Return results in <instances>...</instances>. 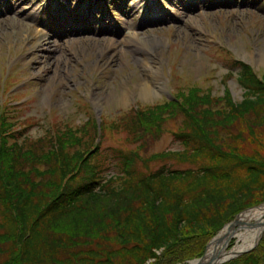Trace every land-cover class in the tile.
<instances>
[{
    "label": "rangeland",
    "instance_id": "1",
    "mask_svg": "<svg viewBox=\"0 0 264 264\" xmlns=\"http://www.w3.org/2000/svg\"><path fill=\"white\" fill-rule=\"evenodd\" d=\"M89 1L0 0V112L3 109L12 125L7 133L26 127L18 136L25 148L43 142L38 148L46 149L48 136L55 138L66 128H81L88 121L80 130L81 142H71L70 152L82 142H92L91 146L83 145L91 153L83 154L81 160L99 167L102 177H118L121 165L115 148H137L143 158L183 149L173 135L181 127L179 115L152 130L145 127L146 131L128 134L132 127L129 120L136 110L177 99V93L193 87L208 96L206 102L194 103L195 111L227 110L225 94L226 104L236 108L243 90L231 61L246 63L263 78L264 5H259V0H106L98 6L96 25L85 31ZM70 20L83 31L63 30V21ZM144 84L149 94L140 91ZM211 100L214 102L207 103ZM251 116L221 120L219 140L234 135L238 139L234 144L242 151L264 156V126ZM25 120L28 127L21 125ZM143 134L145 138L136 143L129 140ZM159 166L153 161L147 169ZM138 168L146 170L141 162ZM80 170L88 173L87 167ZM261 197L254 195L249 200ZM242 203L231 201L227 214ZM107 205L100 202L78 217L74 234H82L90 224L104 227L105 223H97L102 217L98 210ZM155 253L159 255L160 250ZM201 257H187L178 264Z\"/></svg>",
    "mask_w": 264,
    "mask_h": 264
},
{
    "label": "trees",
    "instance_id": "2",
    "mask_svg": "<svg viewBox=\"0 0 264 264\" xmlns=\"http://www.w3.org/2000/svg\"><path fill=\"white\" fill-rule=\"evenodd\" d=\"M231 62L243 90L238 109L226 104L225 94L227 110L195 111L194 103L206 102L208 96L193 87L177 93V99L136 110L128 134L152 130L179 115L181 127L173 135L183 149L143 158L137 148H115L121 165L118 177H102L99 167L81 160L87 153L83 145L92 142L70 152L71 142H81L78 136L88 121L55 138L48 136L46 149L38 148L43 142L25 148L18 136L26 127L7 133L12 125L1 109L0 264H178L201 257L224 223L264 203V156L242 151L234 135L230 141L226 135L219 140L221 120L251 114L264 126V75L258 78L246 63ZM25 122L21 125L28 127ZM142 138L144 134L129 140ZM153 161L160 166L150 171L147 164ZM139 162L146 170L138 168ZM179 164L190 167L180 169ZM82 167L88 173L81 172ZM254 195L262 197L251 202ZM233 200L243 206L227 214ZM100 202L109 203L98 210L105 220L99 217L97 223L104 227L90 224L82 234H74V221ZM240 256L223 264H264V232L257 246Z\"/></svg>",
    "mask_w": 264,
    "mask_h": 264
},
{
    "label": "bare ground",
    "instance_id": "3",
    "mask_svg": "<svg viewBox=\"0 0 264 264\" xmlns=\"http://www.w3.org/2000/svg\"><path fill=\"white\" fill-rule=\"evenodd\" d=\"M73 27L77 26L73 25ZM147 50L149 51L150 48L147 47ZM140 91L143 94H149V89L145 84L140 86ZM263 230L264 203L244 210L233 221L223 226L208 241L204 255L189 264H216L235 257L253 247L263 234Z\"/></svg>",
    "mask_w": 264,
    "mask_h": 264
},
{
    "label": "water",
    "instance_id": "4",
    "mask_svg": "<svg viewBox=\"0 0 264 264\" xmlns=\"http://www.w3.org/2000/svg\"><path fill=\"white\" fill-rule=\"evenodd\" d=\"M263 231H264V230H263ZM262 233H263V232H262ZM261 236H262V234H261ZM261 236L259 237V239L257 240L256 244H255L253 247H251L250 249L245 250V251L239 253L237 256L232 257V258H230V259L236 258V257L240 256L241 254L248 253V252L252 251V250L257 246V244H258V242H259ZM230 259H228V260H230ZM228 260H225V261H222V262H218V263H216V264H223V263H225V262L228 261Z\"/></svg>",
    "mask_w": 264,
    "mask_h": 264
}]
</instances>
